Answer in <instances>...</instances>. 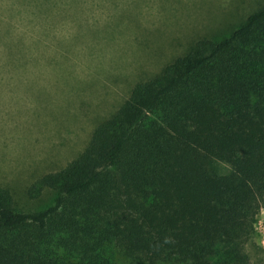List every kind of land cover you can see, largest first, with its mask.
<instances>
[{
	"label": "trees",
	"instance_id": "obj_1",
	"mask_svg": "<svg viewBox=\"0 0 264 264\" xmlns=\"http://www.w3.org/2000/svg\"><path fill=\"white\" fill-rule=\"evenodd\" d=\"M43 6L0 0V41L42 22ZM45 190L50 204L22 210L0 187V264H252L264 206V4L136 83L84 150L27 192Z\"/></svg>",
	"mask_w": 264,
	"mask_h": 264
},
{
	"label": "rangeland",
	"instance_id": "obj_2",
	"mask_svg": "<svg viewBox=\"0 0 264 264\" xmlns=\"http://www.w3.org/2000/svg\"><path fill=\"white\" fill-rule=\"evenodd\" d=\"M264 0H44L37 18L0 41V187L22 210L44 208L28 188L63 168L94 128L199 40L219 41ZM221 172L225 163L217 162ZM247 249L264 264V206Z\"/></svg>",
	"mask_w": 264,
	"mask_h": 264
}]
</instances>
